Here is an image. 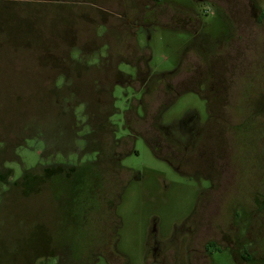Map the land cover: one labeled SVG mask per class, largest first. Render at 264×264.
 <instances>
[{"label":"rangeland","instance_id":"374dc122","mask_svg":"<svg viewBox=\"0 0 264 264\" xmlns=\"http://www.w3.org/2000/svg\"><path fill=\"white\" fill-rule=\"evenodd\" d=\"M135 1L0 0V172L7 175L6 169H10L12 182L23 173H31L25 188L10 186L6 189L0 185V264H74L78 260L75 255L70 257L69 249L73 240L75 246L76 237L61 209L66 204V188L70 187V180H64L66 171L55 174L44 184L37 181V175L43 174L44 169L36 166L45 162L57 165L63 156L78 168L83 167L82 171L86 166L105 169L115 144L113 139L122 134L120 129L115 131V137L107 132L109 124H120L119 113L113 112L111 105L122 110L124 99L130 97V89L121 82L127 79L125 74L131 69L122 62L133 63L140 59L142 69L144 60L149 58L151 76L159 75L155 77L158 83L152 84L150 95L143 98L142 103L136 100L129 103L128 110L122 114L123 128L127 127L134 136L150 138L149 130L165 106V99L168 96L173 99L170 92L181 89L180 80L195 78L196 73L189 72L191 64L197 66L199 61L205 63L215 56L204 53V61L199 50L192 47L183 56V71L174 75L160 74L177 64L188 38L186 32L178 29L182 20L179 22L175 17L187 16V10L181 6L191 8L194 4L190 0H171L177 7L165 8V3L153 5L139 17L147 16V20L150 18L157 25L150 27L148 37L141 34L135 37L134 17L138 15L134 11ZM255 4V10L248 8L250 20L247 21V9L240 5L234 7L230 20L226 21L243 38L235 39L233 50L223 55L228 70L224 72L226 85L221 90V96L228 101L222 110L225 123L235 129L229 141V164L237 171V176L233 175L223 195L218 192L214 207L221 214L219 230L234 242L223 247L231 251V247L236 246L239 250L244 243L249 250L247 264H264V18H259L260 14L264 15V2L258 0ZM202 11L208 16L204 18L209 26L207 32L215 34L224 27L218 13L211 15L208 7H202ZM127 16L128 24L125 23ZM103 26L106 28L104 36L101 35ZM192 30L194 26L188 28ZM99 54L105 55L100 61ZM187 65L191 67L185 72ZM116 69L122 75L116 74ZM145 76L141 73L132 78L136 92L142 89V78H149V71ZM61 78L67 83L59 88ZM187 90L176 96L163 113L162 123L175 122L187 110L203 112V100L192 92L195 86ZM70 92L81 101H95L99 120L106 121L100 123L97 117H88L86 122L83 113L87 114V105L82 112L81 107L72 108L65 103V100L75 99ZM97 106L91 107L95 114ZM84 135L85 148L81 146ZM117 140L114 146L117 152L123 154L132 148L135 151L120 163L123 168L135 171L139 179L128 184L115 208L120 221L116 242L120 254L113 255H123L128 264H144L145 238L152 218L158 219L163 235L170 234L175 224L195 211L196 189L191 182L175 177L139 139L133 140L131 146L122 136ZM89 150L92 154L84 157ZM42 153L43 156L52 154V157L43 158ZM121 175L125 174L121 172ZM75 177L72 180L75 181ZM0 180L3 183V179ZM59 216H65L63 224ZM104 222L99 223V230ZM208 227L190 235L187 247H184L186 237H183L187 233L182 229L176 231L177 237H183L178 250L181 257L206 254L213 259V264H238L230 254L214 248L208 247L204 254L203 245L211 238V227ZM96 228H89L91 236H85L83 241L78 237V243L91 242L92 246L99 237ZM64 243L67 248L63 247ZM46 249L52 256L43 258ZM92 264L107 263L100 258Z\"/></svg>","mask_w":264,"mask_h":264},{"label":"flooded vegetation","instance_id":"af4514ba","mask_svg":"<svg viewBox=\"0 0 264 264\" xmlns=\"http://www.w3.org/2000/svg\"><path fill=\"white\" fill-rule=\"evenodd\" d=\"M190 1L194 4L195 8L181 6L187 10V16H184L181 19L175 17L179 22L182 20V26L178 27V29L186 32L188 38L182 47L177 64L172 69L160 72V74L174 75L183 71V69H181L183 56L187 54V51L192 47L198 49L199 54L202 56L204 53H209L210 55L215 56H213L212 59L205 61L206 57L204 55L203 60L205 63L199 61L197 66H195L196 64H191L192 67L190 65L185 67L184 71L188 72V67L190 66L191 68H189V72L194 71L196 76L188 81H179V87L183 91L180 89L178 92L177 90H172L170 92L173 99L169 98V96L165 99V106H163L158 112L154 126L149 130L151 134L150 138H144L140 135L134 136L127 127L119 128L120 132H122V137L127 139L130 146L133 140L135 141L136 139H139L147 146L156 159L162 161L167 168L175 174V177L178 176L180 179L191 182L196 189L197 202L194 209L195 211L183 219L181 223L175 224L173 226V228H175H172L173 230L170 234L163 235L158 228V219L152 218L150 228L145 238L143 263L213 264V259L205 254L208 247H210L216 249L217 252L224 251L230 254L238 264H247L250 261V257L248 247L244 243L241 244L239 250L236 246L231 247V251L228 250V248L223 247V245H228L234 242L229 239L227 233L219 230L218 219L220 220L219 215L221 214L220 210H217L214 206L218 192L220 191L223 195L227 191L233 175L236 174L237 176V171L231 169L229 164V141L232 140V131L235 129L229 127L227 122L225 123L226 118L224 117L222 110L225 108V105L228 104V101L221 96V90L223 86L226 85L224 72L228 70V66L223 60V55L233 50V42L235 39L240 40V38H243L240 33L234 32V26H230L226 21L228 22L230 20L229 18H231V16L229 14L234 12V7L240 5L247 9L246 14L248 16V8L250 7L251 11L255 10L257 7L255 3H257L258 0H246L247 5H245L244 0ZM262 1L264 2V0ZM164 3L165 8H173V5L177 7L171 0L135 1V4L133 5L137 8H135L134 11L138 13V15L134 17L136 24V30L134 33L135 37L137 34L148 37L150 27L157 25L156 22L150 21V18L147 20V16H145V18L139 17L140 13L147 11L153 5L161 6ZM202 7L210 8L211 15L218 13V18L224 26L219 32H216L215 34L207 32L209 26L207 25V22L204 21V18H207L208 16H205ZM197 8H199L200 11H197ZM249 17L250 16H248L247 21L250 20ZM126 18L125 23L128 24L130 19L128 16ZM259 18L263 19L264 15L260 14ZM232 19H234V17ZM193 26L194 30L188 31V28ZM105 30L106 28L103 26V31L101 33L102 36L106 34ZM104 57L105 55L101 56L99 54L98 60L100 61V59ZM148 61L149 58L144 60L145 66H143L142 69L139 68V64L141 63L140 59H137V61L133 63L122 62L126 67L131 69L130 73L125 74L127 79L121 82V84L130 88L129 103L135 100L132 99V97H136L134 94L137 95L136 101L142 103L143 98L145 99V97L150 95L152 84L155 82L158 83V79L155 77H158L159 75L157 73V75L154 74L151 76ZM221 61H223L222 64H219ZM218 64L220 66L219 69H217ZM116 71V74L119 73L122 75L117 69ZM146 71H149L148 79L144 78L147 77L145 76ZM141 73L144 75L141 80L142 89L136 92V89L131 83L133 79L137 78ZM120 86L123 87L122 85ZM168 86L169 85L166 87ZM189 86H195V90L192 91L193 94L203 100L204 109L203 112L200 113L202 116L195 110H187L186 113L182 117L176 119L175 122L173 121L170 123L169 121H165V124L162 123L161 117L163 113H166L168 108L175 101L176 96L184 91H188L187 88ZM124 112L126 111H122L120 115L122 116ZM143 114L144 111L142 110L141 115ZM219 124L224 126L222 128L217 127ZM115 131L116 130H110L109 134L112 137H115L116 135L113 133ZM113 142H115V144L112 145V151L108 157V161L105 162L106 170H96V177L94 179L97 183L96 196L101 202H103L101 203L102 205L106 204L109 206L108 210H111L112 206L115 205L121 188L123 186H128L129 183L135 182L139 179L135 171L129 168H123L120 165L123 158L131 152H135L133 148L130 152L122 154L114 149V146H116L118 142L117 137L113 139ZM68 166L72 168V163H69ZM121 172L125 175H121ZM167 188L168 185L165 178V191ZM70 206L72 207V204H70ZM235 214L236 217H238L237 213ZM66 215L68 224L70 222L72 230H78L79 223L76 216L73 214V210L70 209ZM98 218H102V215L96 213L94 221H97ZM81 226L84 228V224L81 223ZM208 226L211 227V238L206 240L203 245L205 255L197 257H181L178 250L183 237H186L184 247H187L190 242L189 236L202 228L209 229ZM104 227L105 230H108V227L110 228V223L107 222ZM178 229H182V231L187 234L183 235L182 238L177 237L175 233ZM97 242L113 248V240L109 233H107L103 239L99 238ZM63 247L67 248L66 243H64ZM113 254L112 250H107L106 255L101 259H104L107 264H128L126 263L127 259L126 261L119 260L122 258ZM76 259L78 260L74 261V264H79V261L83 263L87 262L89 257L82 256Z\"/></svg>","mask_w":264,"mask_h":264},{"label":"trees","instance_id":"16d2710c","mask_svg":"<svg viewBox=\"0 0 264 264\" xmlns=\"http://www.w3.org/2000/svg\"><path fill=\"white\" fill-rule=\"evenodd\" d=\"M97 61V60H96ZM81 67V66H80ZM62 79V82L60 84V87H64L65 83L64 80L65 78H61ZM130 89V88H129ZM130 91V90H129ZM72 97L74 96V98L66 101L65 98H63L62 100H65V103H69L71 105L72 108H75L76 106H79V108L82 110V112H85V109L88 108V110L86 111V115L83 113V116H84V119L86 120V122H88V117H92L95 118L97 117V121L98 122H105L106 120H103L104 118H101V120H99V109H98V106L97 104L91 101L88 100V102H85V101H81L79 99L76 98L75 94L73 92H70ZM133 96V95H132ZM134 96L136 97H132V99H137V95L134 94ZM115 101V99L112 98V103ZM129 98L126 97L124 99V103H122V110L118 109L116 110V107H113L111 105V109L113 110V112H118L119 113V119H118V122H120V124L118 126H114V125H110L109 124V128L110 130H118L119 128H123V118L122 116L120 115V113H122V111H127V109L129 108ZM99 104V103H98ZM86 105H87V108H86ZM93 105H96L97 106V114L94 113V110H91V107ZM110 108V107H109ZM81 118L82 115L80 116ZM94 121V120H93ZM79 122V121H78ZM122 123V124H121ZM77 124V123H76ZM106 125V124H105ZM76 127V126H75ZM84 127H87L88 129L89 128V125L87 124H84ZM88 129H87V132H88ZM110 130H108L107 132L109 133ZM40 130H38L37 133H39ZM115 133V132H113ZM87 135V133H86ZM84 135V141L82 140L81 142V146L83 148L86 147V143L87 141H85V136ZM122 134L120 133L119 136H116L117 138L121 137ZM45 143H44V149H46L45 147ZM92 153L89 151H86L84 153V157H87L88 155L90 156ZM50 156L52 157V154L51 155H46V156H43V153H42V157L43 158H50ZM61 158V163L57 164V165H53V163H49V164H46L45 163H42V164H39L37 165L36 167H41L42 169H44V172L43 174L42 173H37V181L40 182V183H46L48 184L49 181H51L54 177V175H58L60 174L61 175V172L64 173V171H66V176H65V179L66 181L70 180V187L69 188H66V192H65V206L62 207V214L66 216L67 212L72 209L73 210V214L74 216H76L77 220H78V223H79V228L78 230H74L73 231V234L75 235L76 239H75V246H74V240H73V244H71L70 246V249H69V253H71L70 257L71 256H76L77 258L78 257H82V256H89L91 258H89V260L85 263L79 261L80 263L79 264H92L96 261H98L100 258H103L105 255H106V252L107 250H112V252L114 254H120L117 250V247H116V242H117V229H118V226L120 225V221L118 219V217L116 216L115 214V208L117 206V204H119V201L121 200V196L123 195V192L125 190V188L127 186H123L119 192V195L116 199L117 202H115V205L112 206V209L111 210H108L109 206H107L106 204H101L103 202H101L98 197L96 196V188H97V183L96 181H94V178L92 176V179L91 178H88L89 175L93 174L94 177H96V170L95 168H91L90 166H86L85 170L82 171L83 167H79L78 166H75L72 162V168H78V169H71L68 165H69V162L66 160V158H64L63 156L60 157ZM88 158V157H87ZM89 162V161H87ZM121 165V163H120ZM55 166V167H54ZM63 168V169H62ZM59 169H62L59 171ZM7 171V175L5 173H2L0 172V179H3V183L2 181L0 180V185H4L6 187V189L10 186H17V187H20L22 186V188H25V184L28 182V177H30L29 174L31 173H23L17 181L15 182H12L9 180L10 176H11V170L10 169H6ZM64 170V171H63ZM27 172V171H26ZM29 172V171H28ZM6 176V178H5ZM76 176V177H75ZM35 176H33L32 178H34ZM75 177V181L72 180L73 178ZM5 178V179H4ZM30 178V179H32ZM39 179V180H38ZM66 187V186H65ZM3 188V187H1ZM11 188V187H10ZM70 204H72V207L70 206ZM105 205V206H104ZM110 211V212H109ZM96 213H98V215H102V218H98L97 221H94L95 219V215ZM108 213V214H107ZM65 216L64 217H61L59 216V220H60V224H63V221L65 220ZM102 221H105L103 224H107V222L110 223V228L108 227V230H105L104 228V225L102 227L101 230L98 229V225L99 223H101ZM81 223L84 224V228H82L81 226ZM96 226V230L98 231L99 233V237L98 239H103L104 236L107 235V233H109L110 237L112 238L113 240V248L112 247H109L107 245H102L100 243H98V239L96 241H93V245H91V242H88V243H78L77 241V238L80 237L81 240L83 241L85 239V236L87 235H90V231H89V228L92 230V227ZM89 227V228H87ZM91 236V235H90ZM58 242V240H57ZM60 242V241H59ZM58 242V243H59ZM78 243V245H77ZM44 255L43 258H45L46 256H52L50 250H45L43 252ZM118 256V255H116ZM118 257L122 258L123 261H126L123 259V255H119ZM125 258V257H124ZM53 262V261H52ZM250 262V261H249ZM128 263V261L126 262ZM41 264H45V263H41ZM53 264V263H52Z\"/></svg>","mask_w":264,"mask_h":264}]
</instances>
